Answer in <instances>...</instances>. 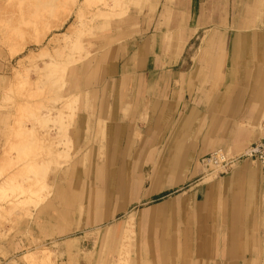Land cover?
<instances>
[{
	"label": "crops",
	"instance_id": "obj_1",
	"mask_svg": "<svg viewBox=\"0 0 264 264\" xmlns=\"http://www.w3.org/2000/svg\"><path fill=\"white\" fill-rule=\"evenodd\" d=\"M192 2L167 0L147 31L113 46L90 73V111L77 116L70 139L74 150L90 120L103 122L95 167L102 187L77 202L82 227L100 229L115 214L104 201L127 185L126 198L140 211L129 264H264L260 167L241 159L211 175L201 163L217 149L237 155L263 137L264 28L217 26L199 36L203 27L186 14L161 25L169 8ZM190 248L197 249L194 261ZM90 263L98 261L87 257Z\"/></svg>",
	"mask_w": 264,
	"mask_h": 264
},
{
	"label": "rangeland",
	"instance_id": "obj_2",
	"mask_svg": "<svg viewBox=\"0 0 264 264\" xmlns=\"http://www.w3.org/2000/svg\"><path fill=\"white\" fill-rule=\"evenodd\" d=\"M46 1L0 0V264H86L87 257L98 264H129L140 213L134 198H126L129 187L119 194L115 190L114 198L104 201L115 214L95 231L83 229V212L76 205L91 187H102L96 183L95 167L102 157L97 149L102 146L103 122L94 126L90 120L83 144L74 150L70 131L77 116L90 111L93 68L113 46L131 43L147 31L167 0ZM192 1L189 9L169 8L161 25L186 14L203 27L199 36L217 26L264 28V0ZM29 9L36 19L28 18ZM23 16L29 22L21 24ZM177 33L170 42H177ZM214 70L216 81L222 82V64L214 63ZM56 108L63 110L57 114ZM132 188L139 189L134 183ZM190 250L194 261L197 249Z\"/></svg>",
	"mask_w": 264,
	"mask_h": 264
},
{
	"label": "built area",
	"instance_id": "obj_3",
	"mask_svg": "<svg viewBox=\"0 0 264 264\" xmlns=\"http://www.w3.org/2000/svg\"><path fill=\"white\" fill-rule=\"evenodd\" d=\"M250 159L258 164L264 180V134L260 141L249 144L243 152L233 155L226 150L217 149L210 153L201 163L208 174L219 175L230 169L237 160Z\"/></svg>",
	"mask_w": 264,
	"mask_h": 264
},
{
	"label": "bare ground",
	"instance_id": "obj_4",
	"mask_svg": "<svg viewBox=\"0 0 264 264\" xmlns=\"http://www.w3.org/2000/svg\"><path fill=\"white\" fill-rule=\"evenodd\" d=\"M38 1H40V0H38ZM47 1L51 2L50 0H47ZM47 1H46V2H47ZM54 1H55V0H54ZM34 2H35V1H34ZM46 2L44 3L45 6H46V4H47ZM49 2H48V3H49ZM72 2H73V1H72ZM83 2H84V1H83ZM30 3H31V2H30ZM38 3H39V2H38ZM42 3H43V2H40L41 5H43ZM50 4H51V3H49V5H48V4H47V5L50 6ZM29 5H30V4H29ZM37 5H38V4H37ZM37 5H36V6H37ZM44 5H43V7H44ZM38 6H39V5H38ZM51 6H53V5L51 4ZM51 6H50V7H51ZM41 7H42V6H41ZM46 7H47V6H46ZM32 8H33V7H32ZM36 8H37V7H36ZM38 9H39V8H38ZM38 9H37V10H38ZM33 10H34V9H33ZM33 10H31L32 13H31L30 9L27 10V11H28V14L30 15V16H28V18L30 17V19H31V17L33 16V14L35 15V13H33V12H34ZM27 11H26V13H27ZM29 12H30V13H29ZM24 13H25V12H24ZM31 14H32V15H31ZM119 14H121V13H119ZM119 14H118V15H119ZM38 15H39V14H38ZM35 16H36V15H35ZM35 16H34V18H35ZM26 18H27V17H26ZM26 18H24V16H23V19L20 20V23H21V21H24V23H25V20H26L27 22H29ZM32 18H33V17H32ZM34 18H33V19H34ZM38 18L41 19V16L38 17ZM24 19H25V20H24ZM30 19H29V20H30ZM35 19H36V18H35ZM18 20H19V19H18ZM34 21H35V20H34ZM34 21H33V22H34ZM36 21L38 22V19H37ZM36 21H35V22H36ZM31 22H32V20H31ZM37 22H36V24H37ZM39 22H40V21H39ZM20 23H19V24H20ZM21 24H22V23H21ZM30 24H31V23H30ZM30 24H29V27H30ZM33 25H34V24H33ZM33 25H32V27H33ZM19 26H20V25H19ZM26 26H27V24H26ZM34 26H35V25H34ZM13 27H14V26H13ZM21 27H23V26L21 25ZM24 27H25V24H24ZM17 28H18V27H17ZM33 28H36V27H33ZM14 29H15V28H14ZM26 29H27V28H26ZM47 29H49V27H48V28L46 27V31H47ZM20 30H24V29L21 28ZM28 30H29V29H28ZM31 30H32V28H31ZM33 30H34V29H33ZM17 31H18V30H17ZM26 31H27V30H26ZM23 32H24V31H23ZM16 33H17V32H16ZM14 34H15V33H14ZM28 37H29V36H28ZM12 38H13V37H12ZM42 38H43V37H42ZM17 40H18V39H17ZM40 40H41V38H40V39H34L33 41H35V42H39ZM31 41H32V39H31ZM15 42H16V41H15ZM26 42H29V43H30V41H26ZM20 43H21V42H20ZM13 44H15V43H13ZM14 49H15V48H14ZM14 49H13V51H14ZM17 49H18V48H17ZM14 52H15V51H14ZM40 52H41V51H40ZM35 56H37V54H36ZM30 62H31V61H30ZM58 66H59V65H58ZM57 70H58V69H57ZM60 71H61V70H60ZM54 75H55V74H54ZM17 78H18V77H17ZM50 78H51V77H50ZM47 79H48V78H47ZM58 79L61 80V78H58ZM49 80H50V79H49ZM51 81L53 82L54 80H51ZM54 82H55V81H54ZM16 83H17V82H16ZM59 83H60V82H59ZM62 84H63V83H62ZM52 86H53V85H52ZM54 86H55V85H54ZM58 87H59V86H58ZM55 88H56V87H55ZM61 88H62V87H61ZM56 90H58V89H56ZM58 92H59V91H58ZM76 94H78V93H76ZM72 96H73V94H72ZM55 97H57V96H55ZM65 98H66V97H64V101L67 103L66 100L69 99V98H71V96H69V98L67 97L66 100H65ZM58 101H59V100H58ZM69 102H70V99H69ZM62 103H63V102H62ZM25 104H26V103H25ZM61 105H62V104H61ZM70 105H71V104H70ZM60 108H61V107H60ZM60 108H56V109H55V110L57 111V114H58V113L60 114L61 111L63 110V108H62V110H61ZM67 112H68V109H67ZM70 112H71V111H70ZM60 116H61V115H60ZM60 116H58V117H60ZM66 116H67V115H66ZM67 119H69V118H67ZM58 120H59V119H58ZM61 121H62V120H61ZM61 121H58V123L61 122ZM58 125H60V124H58ZM65 125H66V124H65ZM61 127H62V126H61ZM61 127H60V128H61ZM63 127H64V126H63ZM60 128H59V129H60ZM64 128H65V127H64ZM61 129H62V128H61ZM63 134H64V133H63ZM56 135H57V134H56ZM59 136H60V135H59ZM61 137H62V135H61ZM63 137H64V135H63ZM63 137H62V138H63ZM58 139H59V138H58ZM60 139H61V138H60ZM50 141H51V140H50ZM58 143H59V142H58ZM31 145H32V144H31ZM8 146H9V145H8ZM64 146H65V145H64ZM49 147H50V145H49ZM69 148H70V147H66V150H67V149L69 150ZM12 149H13V148H12ZM29 149H30V148H29ZM13 150H14V149H13ZM57 150H58V149H57ZM66 150H65V151H66ZM10 151H11V150H10ZM56 152H58V151H56ZM59 152H61V150H60ZM62 153H65V152H62ZM67 153H68V151H67ZM55 154H56V153H55ZM5 155H6V154H5ZM18 155H19V154H18ZM69 155H70V154H69ZM51 156H52V155H51ZM47 158H48V157H47ZM14 159H15V158H14ZM14 159H13V160H14ZM9 161H10V160H9ZM46 164H47V163H46ZM9 165H10V163H9ZM44 165H45V164H44ZM46 169H47V167H46ZM25 171H26V170H25ZM27 172H28V171H27ZM38 172H39V171H38ZM23 174H24V173H23ZM10 176H12V175H10ZM41 177H42V176H41ZM34 178L36 179L37 177H34ZM39 179H40V177H39ZM41 179H42V178H41ZM33 181H34V180H33ZM43 184H44V183H43ZM5 185H6V184H5ZM5 187H6V186H5ZM31 189H32V188H31ZM43 190H44V189H43ZM2 191H3V190H2ZM16 191H17V190H16ZM43 193H44V192H43ZM46 193H47V192H46ZM35 196H36V195H35ZM42 196H44V194H43ZM27 197H28V196H27ZM23 198H25V197H23ZM27 199H28V198H27ZM29 199H30V198H29ZM42 201H43V200H42ZM18 205H19V204H18ZM22 206H23V205H22ZM29 213H30V212H29ZM126 236H127V235H126ZM123 249H124V248H123Z\"/></svg>",
	"mask_w": 264,
	"mask_h": 264
}]
</instances>
